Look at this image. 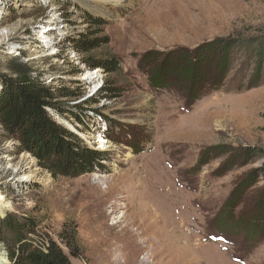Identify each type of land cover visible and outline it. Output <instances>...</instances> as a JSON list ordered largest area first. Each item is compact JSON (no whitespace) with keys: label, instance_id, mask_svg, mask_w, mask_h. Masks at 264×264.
Returning a JSON list of instances; mask_svg holds the SVG:
<instances>
[{"label":"rangeland","instance_id":"1","mask_svg":"<svg viewBox=\"0 0 264 264\" xmlns=\"http://www.w3.org/2000/svg\"><path fill=\"white\" fill-rule=\"evenodd\" d=\"M87 5L0 0V94L16 64L50 79L49 86L78 84L80 99L56 100L75 112L96 109L98 126L76 133L67 111L53 122L106 151L99 170L53 177L0 128L1 167L10 164L18 176L27 158L37 171L20 187L0 186L12 208L5 213L32 219L35 244L51 240L70 264H264V180L254 173L262 162L245 163L239 154L264 150V80L247 88L254 63L239 53L223 89L191 104L186 99V88L196 92L221 79L227 56L219 46L264 44V0H122L104 13ZM75 41L97 48L80 53ZM107 56L119 62L118 74L97 71L101 78L84 81L92 74L85 61ZM157 70L173 86L152 88ZM105 83L116 97L85 105ZM11 173L1 172L5 184ZM228 201L230 232L218 231Z\"/></svg>","mask_w":264,"mask_h":264},{"label":"trees","instance_id":"2","mask_svg":"<svg viewBox=\"0 0 264 264\" xmlns=\"http://www.w3.org/2000/svg\"><path fill=\"white\" fill-rule=\"evenodd\" d=\"M256 41L258 42L257 45L253 41L243 43L242 49L239 48L240 42L237 40L231 41L226 48L223 47L224 45L219 46L218 48L222 49L227 56L226 70L221 79L219 81L211 80V82H206L196 92H191L189 88H186V93H188L186 96L187 102L191 104L211 92L223 89L226 74L231 71L239 53H245L247 56L245 62L248 63V60H252L254 63V71L247 79V88L264 80V74L261 73L264 70V67L262 68L264 44L260 40ZM74 44L80 53H88L97 48L95 42L75 41ZM198 49L199 46L188 50L186 57L196 54ZM192 61L195 63L196 60L192 59ZM16 65L11 69L15 75L14 80L2 78L3 92L0 94V124L7 136L18 141L19 149L34 156L38 164L42 168L47 169L53 177L74 178L103 168L99 161L104 158V153L84 146L78 138L64 127L55 124L44 110L45 107L51 106L59 115L65 114L67 111L70 116L81 122L80 116L86 111L83 110L84 108L75 112L65 105V107H61L63 106L62 102H54L56 99L74 98L79 95L74 90L46 88L38 80L31 78V71L28 67L21 64ZM85 66L89 70L100 69L106 75H115L119 71V62L113 56H107L104 59L90 58L85 61ZM169 85L173 86L169 82H161L158 70L150 80V86L154 89L166 88ZM115 92L114 88L109 87L105 83L100 92L86 100L84 104L92 106L102 99H114L116 97ZM94 111L97 112L96 109ZM241 151L239 154H241L245 163L262 162L261 167L254 173L255 177H261L264 180V150L246 148ZM230 203L231 201H228L217 215L216 222L221 225L218 231L230 232L225 230V226H229L232 223V218L230 217L232 211L228 207ZM36 228L35 222L25 217L9 216L0 222V239L5 241L11 264H70L67 256L51 240L47 242L43 240L35 244L34 234L36 233ZM72 234L70 240L75 241V232ZM247 235L246 241L252 234ZM65 246L67 248L72 247L71 242Z\"/></svg>","mask_w":264,"mask_h":264},{"label":"built area","instance_id":"3","mask_svg":"<svg viewBox=\"0 0 264 264\" xmlns=\"http://www.w3.org/2000/svg\"><path fill=\"white\" fill-rule=\"evenodd\" d=\"M89 70V69H88ZM91 71V73H94V74H99V72H97V71H100V72H102V73H104L103 71H101L100 69H95V70H90ZM101 75V74H100ZM31 78H33V79H35V80H38V82H40L41 84H42V86H44V87H46V88H59L58 86H49L50 85V83H51V80L50 79H45L44 81L42 80V78H41V76H37L36 74H35V72H33V71H31ZM44 79V78H43ZM90 81V79H89V76L84 80V81ZM97 80V79H96ZM81 84V83H80ZM104 85V84H103ZM103 85H101L99 88H97L93 93H92V95L91 96H96L99 92H100V90L102 89V87H103ZM79 87V85L77 84L76 85V87L75 88H71V89H69V90H76L77 88ZM79 96H76V97H74L73 99H80L81 97H82V95L81 94H78ZM90 98H92V97H90ZM90 98H88V99H90ZM88 99H85V101L86 100H88ZM102 100H105V99H102ZM101 100V101H102ZM84 101V102H85ZM54 102H58V100H54ZM44 110H45V112L48 114V115H50V116H52V117H50L52 120L55 118V119H58V118H63V117H65V116H63V115H59L58 113H56L55 111H54V109H53V107H51V106H47V107H45L44 108ZM90 112H86V111H84V113H82V115L80 116V118H81V122H78L76 119H74V117H72V116H70V121L73 123V124H75V127H74V130H75V132L76 133H78L79 131H82V129H84V128H89V126H91V125H94V126H98V124H97V122L96 121H94L93 119H92V117L94 116V115H100V114H94L93 112L94 111H91V110H89ZM95 117V116H94ZM98 118H100V117H98ZM55 123V122H54ZM55 124H57V123H55ZM58 125V124H57ZM0 128L2 129V126H1V124H0ZM103 137H104V135H103ZM102 140H104V139H102ZM105 142V141H104ZM82 143V142H81ZM106 144V143H105ZM83 145L84 146H87L86 144H84L83 143ZM88 148H91V149H94V150H97L96 148H94V146L92 147V146H87ZM102 152H106V151H102ZM6 162V161H5ZM103 163H101V165H102ZM9 165L10 164H6V165H4V167H1V164H0V174H1V172L2 171H11L12 173L11 174H13V176H15V178L14 179H12V181H11V183H10V185H8V184H5V181H2L1 180V178H0V186H2V189H5L6 187H8L9 189H13V188H16L17 186H22L23 185V183H25V181H22V182H18L17 180V174H16V171L12 168V166H11V168L9 167ZM97 170V169H96ZM5 185H7V186H5ZM9 192V191H8ZM7 192H5V191H3L2 192V190L0 189V197H2V198H4L6 201H2L3 203H5V204H9V202H7L8 200H7ZM9 206V205H8ZM2 209H3V214H1L0 213V222L1 221H3V220H5L7 217H9V216H11V217H20V216H18V214H15L16 216H14V214H7V213H5V210H7V211H12L11 209V207L9 206L8 208H5V207H1ZM15 213V212H14ZM0 248L3 250V252H4V258H5V262H3V259H1L0 260V264H11V262L9 261V257H8V251H7V249H5V246H4V244L3 243H1L0 244Z\"/></svg>","mask_w":264,"mask_h":264},{"label":"bare ground","instance_id":"4","mask_svg":"<svg viewBox=\"0 0 264 264\" xmlns=\"http://www.w3.org/2000/svg\"><path fill=\"white\" fill-rule=\"evenodd\" d=\"M121 1L122 0H88V5L87 6H89V8L90 9H92V10H96V11H99V12H103V7H105L106 5H111V6H117V5H119L120 3H121ZM167 4V3H166ZM176 7V6H175ZM154 11H156V10H154ZM167 12V11H166ZM104 13V12H103ZM164 13V12H163ZM162 24V23H161ZM144 26H146V25H144ZM150 26H152V24H148V27H150ZM143 28V27H142ZM150 29V28H149ZM147 30V29H146ZM155 31H156V29H155ZM89 76V79H90V81H94L95 79H99V78H101V75H99L98 73L97 74H94V73H92V74H89L88 75ZM105 140H102L101 139V141L99 140V141H97L99 144H104L105 142H104ZM107 145H108V142H107ZM104 148V147H103ZM105 148H109V146H105ZM127 156H129V155H127ZM25 159V158H24ZM21 168H19V170H18V182H22V181H25V182H27V181H30V180H32V177L34 178V177H36V170L34 169V164H33V162L32 161H30V160H27V158L25 159V160H23V162L21 163ZM17 170V169H16ZM2 201H6L4 198H2V197H0V206H2V207H5V208H8L9 206L7 205V204H5V203H3ZM9 202V201H8ZM154 209V208H153ZM153 212V211H152ZM153 214V213H152ZM152 217V216H151ZM163 218V217H162ZM150 219V218H149ZM148 219V220H149ZM139 220V219H138ZM151 222V221H150ZM149 222V223H150ZM163 222V221H162ZM147 224V228L150 226V224ZM164 223V222H163ZM138 224V223H137ZM170 223H168V225H169ZM152 225V228H154L155 229V226H154V224L152 223L151 224ZM164 225H166V224H164ZM144 226V225H143ZM167 226V225H166ZM164 228V227H163ZM139 229V228H138ZM149 229H151L150 227H149ZM161 230H163V229H161ZM147 231V230H146ZM156 231V230H155ZM154 231V232H155ZM156 233V232H155ZM164 233V232H163ZM166 233V232H165ZM138 236V235H137ZM136 237V236H135ZM156 237V236H155ZM160 237V236H159ZM163 237V236H162ZM151 238V237H150ZM166 238V237H165ZM155 239V238H154ZM169 239V238H168ZM161 240H163V239H161ZM170 240V239H169ZM154 241V240H153ZM166 241V240H165ZM164 241V242H165ZM155 242V241H154ZM160 242V241H159ZM162 243V242H161ZM169 243H170V241H169ZM168 246V245H167ZM170 246V245H169ZM159 247V246H158ZM163 247H165V246H163ZM162 248V247H161ZM1 259H3V261L5 262V258H4V252L2 251V249L0 248V260ZM6 264V263H5Z\"/></svg>","mask_w":264,"mask_h":264}]
</instances>
